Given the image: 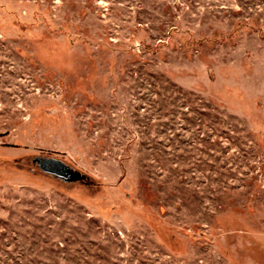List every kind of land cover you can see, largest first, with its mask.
I'll return each instance as SVG.
<instances>
[{
  "label": "rangeland",
  "instance_id": "1",
  "mask_svg": "<svg viewBox=\"0 0 264 264\" xmlns=\"http://www.w3.org/2000/svg\"><path fill=\"white\" fill-rule=\"evenodd\" d=\"M0 264H264V0H0Z\"/></svg>",
  "mask_w": 264,
  "mask_h": 264
},
{
  "label": "water",
  "instance_id": "2",
  "mask_svg": "<svg viewBox=\"0 0 264 264\" xmlns=\"http://www.w3.org/2000/svg\"><path fill=\"white\" fill-rule=\"evenodd\" d=\"M33 163L44 173L58 178L66 183L84 182L88 179L86 175L74 170L61 160L54 158H35Z\"/></svg>",
  "mask_w": 264,
  "mask_h": 264
}]
</instances>
